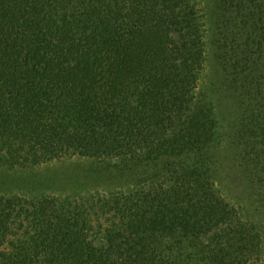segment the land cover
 I'll use <instances>...</instances> for the list:
<instances>
[{
  "label": "trees",
  "instance_id": "1",
  "mask_svg": "<svg viewBox=\"0 0 264 264\" xmlns=\"http://www.w3.org/2000/svg\"><path fill=\"white\" fill-rule=\"evenodd\" d=\"M184 4L0 0L1 170L76 155L129 180L83 204L0 194V264H226L242 244L215 178L222 159L250 156L264 173L263 11L236 7L244 41L216 37L222 82L207 89ZM220 85L241 113L218 112Z\"/></svg>",
  "mask_w": 264,
  "mask_h": 264
},
{
  "label": "rangeland",
  "instance_id": "2",
  "mask_svg": "<svg viewBox=\"0 0 264 264\" xmlns=\"http://www.w3.org/2000/svg\"><path fill=\"white\" fill-rule=\"evenodd\" d=\"M240 4L242 6L250 4V7L262 9L259 11H263L261 14L264 16V0H185L184 10H187L188 15L195 14L201 39L205 46L210 47L209 51L206 47V61L203 67V77L206 80L205 87L207 89H210L214 82L216 84L222 82V75L218 73L221 70L217 63V57L214 55V51H210L216 37H220L221 34L225 35L223 41L229 42V45L232 43L237 45V49H240L244 41L242 36L244 29L239 25L238 18L235 17L238 15L236 7ZM242 9L243 15H240L239 18L248 13V6ZM237 34H239L238 40ZM215 83L213 89L219 88ZM220 87L223 92L222 97L225 94L224 98L217 97L216 92L212 91L213 94L208 92L210 93L208 96L212 99L213 105L217 106L218 112L234 111L232 107L235 106L236 111L241 113L238 98L240 100L242 97L233 98L231 90L223 85ZM237 95L239 94L237 93ZM227 101L230 106L226 104ZM236 154L240 153L236 152ZM241 156L248 158L247 155ZM253 159L252 156L249 159L234 161L222 159V165L215 178L219 194L235 210L234 223L237 224L240 221L245 227V230H237L236 235L239 236L243 232L245 237L242 238V244L232 246L231 259L228 255L226 264H264V173L258 170V175L255 176V173L253 175L254 167L251 165ZM117 160L114 157L108 158L107 161L111 165ZM97 162L102 163V161L95 162L73 155L31 166L28 169L1 170L0 168V194L69 197L72 202L83 204L85 195H95L96 199L99 195L103 196L110 191L126 187L129 183L126 173H116L112 169L97 165ZM259 177L262 180H259ZM206 224H209L210 227L212 225ZM223 224L225 228L228 227L224 220L218 225ZM212 228L214 227L212 226ZM164 251L163 248L162 252ZM233 253H238L241 256L239 262ZM155 254L158 253L155 252Z\"/></svg>",
  "mask_w": 264,
  "mask_h": 264
}]
</instances>
